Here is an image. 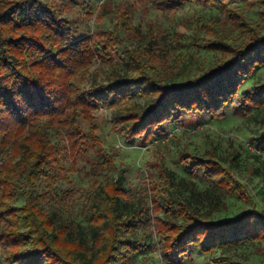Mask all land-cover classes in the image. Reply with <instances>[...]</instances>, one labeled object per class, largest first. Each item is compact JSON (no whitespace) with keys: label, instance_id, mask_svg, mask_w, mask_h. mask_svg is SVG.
Returning a JSON list of instances; mask_svg holds the SVG:
<instances>
[{"label":"trees","instance_id":"16d2710c","mask_svg":"<svg viewBox=\"0 0 264 264\" xmlns=\"http://www.w3.org/2000/svg\"><path fill=\"white\" fill-rule=\"evenodd\" d=\"M93 1L0 0V264H133L147 248L151 226L163 264H183L195 252L210 257V264H243L216 255L264 244V211L251 208L211 221L183 203L174 206L166 191L171 180L163 173V187L153 189L150 205L137 202L131 188L124 189L109 174L101 175L102 182L92 179L83 193L72 188L70 175L91 149L105 156L104 168L114 167L96 134L100 111L113 109L112 128L126 143L146 146L162 142L179 126L201 124L196 119L185 123L188 118L221 120L230 104L244 117L263 109L264 85L252 92L242 88L264 67V0H140L165 14L188 4L216 8L239 44L215 30V23L196 21L195 27L211 34L196 46L217 56L201 74L164 83L152 75L160 62L152 47L125 51V79L86 87L95 63L111 65L112 52L124 43L117 26L79 36L80 28L68 17L71 11L80 10L98 26L111 12V0H99L98 8ZM238 5L256 7L257 20L249 22ZM119 10L116 14L127 24L128 14ZM135 98L145 100L146 108L132 109ZM257 149L264 153V136ZM181 161L214 191L248 198L245 186L218 161L190 154ZM97 166L92 167L96 176ZM76 196L85 199L86 231L54 219L56 208L70 209ZM20 198L24 203L18 206Z\"/></svg>","mask_w":264,"mask_h":264},{"label":"rangeland","instance_id":"374dc122","mask_svg":"<svg viewBox=\"0 0 264 264\" xmlns=\"http://www.w3.org/2000/svg\"><path fill=\"white\" fill-rule=\"evenodd\" d=\"M93 2L95 8L100 6L99 0ZM238 6L249 22L257 20L256 7ZM110 8L111 12L101 26L95 20L86 21L79 14L80 10L68 14L74 25L80 28L79 36L92 34L99 27L113 30L117 26L124 39L118 52H112L111 65L100 66L96 62L91 68V76L84 82L86 87L108 83L113 77L125 79L128 73L124 62L125 51L150 50L152 47L157 49L160 59L152 75L164 83L179 84L201 74L214 66L217 56L196 46L200 44V38L211 35L195 27L196 21L199 24L215 23V30L225 37L233 38V44H239L237 33L226 23L222 13L210 6L188 4L172 14H165L140 0H111ZM118 9L119 12L128 14L126 16L131 25L128 22L122 23V16L116 14ZM130 26L134 31L129 30ZM261 85H264V67L257 69L251 78L245 80L242 89L243 92H252ZM129 106L134 110H143L146 108V101L135 98ZM113 114V109L97 114L96 134L105 153L113 159L114 167L104 168L102 164L105 156L91 149L80 158L77 172L70 175L75 191L83 193L90 187L92 179L102 182L101 175L109 174L124 189L131 188L130 194L137 202L140 200L150 205L153 189L163 187V173L171 180V187L166 191L174 201L173 205L183 203L208 220H228L251 208L264 211V154L257 149L260 138L264 136V108L252 110L248 117H244L230 104L223 119L211 120L207 115L188 118L185 123L196 119L201 120V124L179 126L177 131H171L172 137L146 146L126 143L123 134L112 128ZM83 126L85 128L87 125ZM46 132L49 139L56 143L54 132L51 129ZM88 139L91 141V137ZM184 154L204 160L212 158L229 168L235 179L245 186L248 198L243 200L236 194L214 191L207 182L190 173L189 168L181 161ZM96 164L98 176L92 171ZM59 187L65 188L66 185L61 182ZM23 203V198H20L17 205L21 206ZM73 203L74 206L68 210L56 208L54 219L78 224L86 231L87 220L82 213L85 199L76 196ZM161 217L171 216L162 213ZM150 231L146 237L147 248L135 257L133 264H163L152 226ZM219 255L230 256L233 261L243 264H264V244L238 247L218 252L216 256ZM209 259L210 257L195 252L183 264H210Z\"/></svg>","mask_w":264,"mask_h":264},{"label":"built area","instance_id":"2783aa9c","mask_svg":"<svg viewBox=\"0 0 264 264\" xmlns=\"http://www.w3.org/2000/svg\"><path fill=\"white\" fill-rule=\"evenodd\" d=\"M175 129H176V131H177V130H178V127L175 128ZM171 131H172V130H171ZM171 131L168 133L167 137H166L164 140H167L168 137H172V132H171ZM164 140H163V141H164ZM163 141H162V142H163ZM263 154H264V153H263Z\"/></svg>","mask_w":264,"mask_h":264}]
</instances>
